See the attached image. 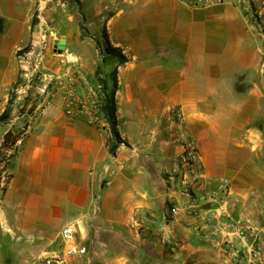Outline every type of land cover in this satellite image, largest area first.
I'll return each mask as SVG.
<instances>
[{"label":"crops","instance_id":"1","mask_svg":"<svg viewBox=\"0 0 264 264\" xmlns=\"http://www.w3.org/2000/svg\"><path fill=\"white\" fill-rule=\"evenodd\" d=\"M80 1L95 2L100 39L78 33L40 46L55 56L47 62L55 97L31 117L8 159L9 178L0 180V264L62 257L66 225L74 226L86 254L65 264H233L203 239L214 212L257 235L264 264V26L258 30L236 0L203 8L179 0ZM258 14L264 23V11ZM13 23L0 33V116L21 69L15 53L28 35L22 20ZM104 27L126 63L105 52ZM71 61L86 85L100 77L109 86L117 70V129L128 146L115 155L107 123L93 125L64 109L57 80H65ZM175 107L184 113L181 126L170 116ZM16 111L11 104L0 122V147L25 115ZM176 135L199 149L191 198L171 186L181 154ZM172 205L180 211L161 230ZM140 215L157 225L140 230Z\"/></svg>","mask_w":264,"mask_h":264},{"label":"rangeland","instance_id":"2","mask_svg":"<svg viewBox=\"0 0 264 264\" xmlns=\"http://www.w3.org/2000/svg\"><path fill=\"white\" fill-rule=\"evenodd\" d=\"M83 3L84 8L80 0H0V21L4 25L3 31L11 29L14 24L13 19L15 21L18 19L22 20L23 27L28 34L25 46L15 53V58L21 69H19L17 82L10 95L13 108L17 109L16 115L18 112H23L22 114L25 115L20 119L19 127L11 130V138H20L25 133L28 122L34 113L43 104L52 102L55 97L53 95L55 86L46 80V77L54 71L53 68L50 69V63H47L53 56L52 50L47 52V48L40 47L41 44L45 45L47 42L52 44L53 40L57 39H73L78 33L82 38L88 37L92 43L95 42L94 35L100 39L97 26L100 25L101 18L95 16L93 6L95 2L84 1ZM236 3L251 16L258 30L263 29L264 23L258 13L264 11V1L236 0ZM256 4L259 8L256 7ZM86 5L89 9L85 8ZM17 14H21V16L16 17ZM36 43L39 44L36 45ZM53 57L55 58V56ZM57 57L64 59L61 56ZM76 62L71 61L70 65L65 66L66 73L76 76L80 86L83 87L82 89L90 90L97 103L101 105L104 99V88H107V92L110 94L113 82L111 81L107 86L98 77L102 74L99 70L95 75L98 77L96 81L92 85L87 84V86ZM109 63L108 60L105 61V65L102 67L104 72L109 69ZM11 141L12 139L6 143L3 142L0 147V180L9 177L10 162L8 159L15 149Z\"/></svg>","mask_w":264,"mask_h":264},{"label":"built area","instance_id":"3","mask_svg":"<svg viewBox=\"0 0 264 264\" xmlns=\"http://www.w3.org/2000/svg\"><path fill=\"white\" fill-rule=\"evenodd\" d=\"M189 7H205L220 0H179ZM53 76H47L48 83H53ZM58 87H62L63 106L68 113L75 110L93 125L107 123L97 103L94 94L83 90L76 76L68 73L65 80L58 79ZM50 102L47 103L49 105ZM170 116L175 125L181 126L184 121V113L181 108L175 107L170 110ZM174 145L181 148V154L177 159L176 166L171 177V186L185 198H191L194 185L199 176V149L192 139L181 135L172 138ZM224 190L228 188V181H223ZM178 206L172 205L168 214L158 225L164 230L179 213ZM157 225L155 217L140 215L136 220V227L140 230H148ZM204 226L208 233L202 235L203 239L213 244L215 249L226 256L233 264H263V251L259 246L257 235L244 223L235 217L223 213H209ZM198 230V229H197ZM214 237V238H211ZM60 239L63 244L62 257H47L40 264H65V259L76 255H85L86 248L80 247L76 240V231L73 225H66L60 231ZM165 243H169L168 240Z\"/></svg>","mask_w":264,"mask_h":264},{"label":"trees","instance_id":"4","mask_svg":"<svg viewBox=\"0 0 264 264\" xmlns=\"http://www.w3.org/2000/svg\"><path fill=\"white\" fill-rule=\"evenodd\" d=\"M4 25L0 21V33L3 31ZM102 36L105 40V52L108 55L114 56L118 59V62L120 65L127 62V58L122 53L121 49L113 47L108 39V35L106 32V28L104 27L102 30ZM111 80L113 82L112 90L110 94L107 92V88H104V99L100 105L101 112L108 124L109 131L111 134V140H110V147L109 151L111 155H115L117 148L120 145L128 146L125 142L121 140L120 134L117 129V118H116V104H115V93L117 90V70H115L111 74ZM12 104V99L8 102L7 109L3 112V114L0 116V122L6 121L9 118V110L10 105ZM11 131H9L5 137H4V143L8 142L10 139H12L11 144L13 146L16 145L17 141L19 140L18 137L11 138ZM9 178V177H8Z\"/></svg>","mask_w":264,"mask_h":264}]
</instances>
